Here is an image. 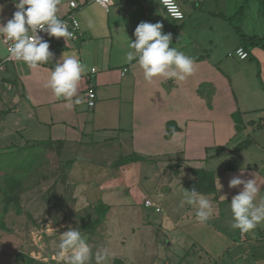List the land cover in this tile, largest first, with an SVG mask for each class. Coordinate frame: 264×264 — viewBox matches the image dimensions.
I'll list each match as a JSON object with an SVG mask.
<instances>
[{
	"label": "crops",
	"instance_id": "1",
	"mask_svg": "<svg viewBox=\"0 0 264 264\" xmlns=\"http://www.w3.org/2000/svg\"><path fill=\"white\" fill-rule=\"evenodd\" d=\"M79 1L85 3L77 11V40L51 38L54 58L35 70L15 61L0 68V155L30 145L61 148L72 198L108 209L99 211L98 248L111 254L105 264H157L158 254L162 264H264V222L244 234L233 229L231 200L243 185L228 186L233 177L256 179V203L264 201V47L239 33L264 40V0H179L183 19L159 0H113L109 9ZM68 2L59 0V14ZM0 5L6 23L17 9L13 0ZM142 21L163 22L170 46L195 59L191 76L148 83L135 60L125 62ZM239 46L247 59L234 54ZM6 53L0 44V61ZM63 53L88 66L79 86L83 103L71 110L45 87ZM91 88L93 108L85 96ZM201 171L213 174L214 192ZM192 188L213 204L207 222L181 204ZM147 199L161 210L146 206ZM116 219L119 233L112 231Z\"/></svg>",
	"mask_w": 264,
	"mask_h": 264
},
{
	"label": "clouds",
	"instance_id": "2",
	"mask_svg": "<svg viewBox=\"0 0 264 264\" xmlns=\"http://www.w3.org/2000/svg\"><path fill=\"white\" fill-rule=\"evenodd\" d=\"M108 2L111 3V0ZM13 3L17 10L12 17L6 23L0 20V44L8 45V60L23 62L29 69L35 70L52 61L55 55L50 50V41L41 36L40 32L46 33L49 38H64L67 44L70 39L75 38L68 23L58 16L59 0H13ZM159 3L173 18H182L176 0H159ZM2 9L3 5H0V11ZM92 26V21L89 20L88 27ZM163 28L161 21L140 22L134 30L135 40H131L128 45L131 50L126 52L125 62L135 60L148 83H152L156 77L173 79L179 83L194 73L195 59L176 47H171L172 35L164 33ZM87 71L88 66L78 56L63 53L55 61L45 87L51 89L56 100L66 101L64 107L71 110L74 105L83 103L79 96V86ZM180 126L183 127L182 124ZM172 134L175 136V129H172ZM240 185H243V189L231 200V227L244 234L264 222V201L256 203L259 192L256 179L244 180L237 176L231 178L228 184L230 188ZM217 187L222 188L220 180ZM184 203L196 208V219L201 223L207 222L215 214L212 202L195 188L185 189L181 204ZM58 249L53 256L56 264H90L93 256L95 264H105L111 255L107 248L93 253L87 238L74 227H69L60 234Z\"/></svg>",
	"mask_w": 264,
	"mask_h": 264
},
{
	"label": "rangeland",
	"instance_id": "3",
	"mask_svg": "<svg viewBox=\"0 0 264 264\" xmlns=\"http://www.w3.org/2000/svg\"><path fill=\"white\" fill-rule=\"evenodd\" d=\"M26 147L0 155V264H56L60 234L69 227L77 228L92 250L99 249L104 236L99 211L107 207L81 206L72 198L65 180L69 162L60 147ZM121 222L114 220L112 231L119 233ZM157 264H162L159 254Z\"/></svg>",
	"mask_w": 264,
	"mask_h": 264
},
{
	"label": "built area",
	"instance_id": "4",
	"mask_svg": "<svg viewBox=\"0 0 264 264\" xmlns=\"http://www.w3.org/2000/svg\"><path fill=\"white\" fill-rule=\"evenodd\" d=\"M92 1L102 5L106 9H109L111 7V5L113 4V0H111V3H109L108 0H92ZM84 3H85V1L69 0V2H68V6H69L68 11L65 14H59L58 13V16L68 23L69 30L73 31L75 33V38L74 39H70V40H77L79 38V36L81 35V32H80L81 24H80V21H79V19L77 17V11H78V9L81 8V6H83ZM176 3L178 5V10L180 11V13L182 15L181 19L185 18V13H184V11H183V9L181 7V4L179 3V0H176ZM165 10L167 11L166 8H165ZM77 24L79 25L78 27H77ZM39 34L41 36H43L46 40L51 41V38H49L46 35V33L40 32ZM7 47H8V45H6V49H7ZM234 54L239 59H247L249 57V52L243 46L237 47L235 49V51H234ZM7 55H8V53H6V56L4 57V59L2 61H0V68H3L5 66L6 62H12L11 60L7 59ZM127 71H128L127 67L123 68L122 74L123 75L126 74ZM89 93H91V96H89ZM85 96H86V102H87L88 106L93 108L95 106V104H96V92H95V90H93L92 88L89 89L86 92ZM145 205L154 207L157 211L161 210V208L159 206H156V204L153 201H151L150 199H147L145 201Z\"/></svg>",
	"mask_w": 264,
	"mask_h": 264
},
{
	"label": "trees",
	"instance_id": "5",
	"mask_svg": "<svg viewBox=\"0 0 264 264\" xmlns=\"http://www.w3.org/2000/svg\"><path fill=\"white\" fill-rule=\"evenodd\" d=\"M239 33H240L241 39L245 43L250 42L252 45H258V46L264 47V40H259L255 36L254 37L248 36L247 34L241 32V30H239ZM235 118H237V117L235 116ZM199 174L203 175L201 177H204V178H201V181H202V179H205L207 181L205 183L206 189L208 191L214 192L215 191V184H214L213 174L205 172V171H201Z\"/></svg>",
	"mask_w": 264,
	"mask_h": 264
}]
</instances>
